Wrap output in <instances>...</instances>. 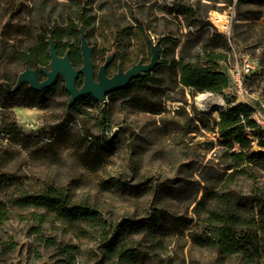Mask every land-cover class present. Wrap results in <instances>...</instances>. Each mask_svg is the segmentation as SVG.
I'll use <instances>...</instances> for the list:
<instances>
[{"label": "rangeland", "instance_id": "obj_1", "mask_svg": "<svg viewBox=\"0 0 264 264\" xmlns=\"http://www.w3.org/2000/svg\"><path fill=\"white\" fill-rule=\"evenodd\" d=\"M174 1L0 0V79L12 83L25 66L37 71L39 65L48 67L47 46L45 49L36 41L39 32L53 37L59 55L68 50L73 66L79 68L80 19L89 23L84 32L94 47L95 70L112 52L124 68L140 57L148 61L144 32L154 42L164 37L176 42V59L188 36L198 40L196 45L215 41L219 48L221 41H227L230 47L221 90L185 88L182 92L181 86L165 90L150 82L145 85L134 81L126 93L107 97L99 107L87 100L71 112L77 122L69 126L68 142L54 148L53 155H42L36 147L46 143L64 122L68 94L62 89L63 79L49 94L45 107H28L23 105L25 99L21 95L1 94L0 129L14 131L0 132V201L15 216L0 224V264H96L98 254L97 240L76 236L58 222L39 223L31 213L40 211L11 206L13 197L46 181L73 188L78 198H88L108 219L147 213L154 192L130 196L117 184L111 185L121 178L131 185L141 182L154 188L164 183L177 188L164 197V203L175 211L190 213L188 199L192 190L184 181L211 180L214 171H224L228 161L229 151L220 144L219 111L245 104L264 113V0H247L242 7L247 18L243 21H235L237 0L232 5L225 0H200L195 8L200 18L210 23L201 31L186 26L182 16L172 11ZM212 14L225 16L226 32L215 25ZM236 22L241 24L234 30ZM123 29L129 30L128 38L123 36ZM3 38L8 39V45L1 42ZM171 43L164 41L160 47L171 50ZM116 62L108 66V76L116 72ZM247 64L252 66L249 71ZM254 72L261 73V77L245 84V77ZM38 75L39 79L44 78L39 71ZM158 77L169 79L165 70L155 76ZM207 93L219 94L223 104L214 109L200 106L198 96ZM101 108L108 112L111 131L119 130L120 136L114 145L94 151L99 163L93 165L84 161L87 142L82 133L100 135L97 115ZM263 133L259 127L244 129L243 134L251 141L249 151L255 155H264V148L257 145ZM35 140L38 142L33 144ZM234 149H238L237 144ZM62 245L77 248L66 258L58 249Z\"/></svg>", "mask_w": 264, "mask_h": 264}, {"label": "trees", "instance_id": "obj_2", "mask_svg": "<svg viewBox=\"0 0 264 264\" xmlns=\"http://www.w3.org/2000/svg\"><path fill=\"white\" fill-rule=\"evenodd\" d=\"M246 1L237 0L235 21L247 19L242 9ZM199 2L200 0H175L172 8L173 12L182 16L186 26L197 27L196 31L210 26L208 21L200 18L195 8ZM224 2L228 5L233 4V0ZM80 20V26L84 30L89 23L84 19ZM237 24L241 23H234V30L240 26ZM128 34L129 30L123 29V36L127 37ZM48 35L50 34L43 32L36 35L37 43L45 49L47 46V50ZM145 36L146 32H144ZM51 38L53 39L52 36ZM1 40L8 45V39ZM164 41L171 43L168 37L159 41V65L143 78L134 81L145 85L150 82L165 90H173L181 86L182 92L185 88L212 92L221 90L226 78L224 70L226 58L230 52L227 41H221L219 48L215 41H206L200 46V44L196 45L198 42L196 38L188 36L180 46L178 59L175 58L176 42H172L171 50H168L160 47ZM6 51L5 46L3 55ZM40 66L43 65L38 67ZM25 68L32 67L25 66ZM164 70L169 79L164 80L160 77L156 79L155 76H159ZM259 77H261L259 72L249 74L245 77L244 83L251 84ZM60 79L53 88L41 92L34 91L24 84L17 91L9 93L4 86L0 85V95L10 97L21 95L25 99L23 105L45 107L49 102V94L59 84ZM0 80L8 81L5 78ZM81 80L79 76L78 86L81 85ZM8 82L13 85L15 81ZM132 82L125 88L110 93L107 97L126 93ZM62 89L64 90V86ZM87 100L100 106V103L90 96L76 101L68 111L65 110L66 115L62 126L55 134L47 138L46 143L36 147L37 152L42 155H53L54 148L65 146L68 142L69 126L77 122L70 113L78 110L81 103ZM252 111V108L245 104H235L219 111L217 124L222 138L220 144L229 151L228 161L223 167L224 171H214L215 177L211 180L184 181L192 190L188 199V205L192 206L190 213L188 210L175 211L164 203V197L177 188L173 189L164 183H159L154 188L152 185L141 182L131 185L121 178L111 185L117 184L122 192L130 196L138 197L151 190L154 192L147 213L129 215L120 220L108 219L102 216L97 206L88 198H78L73 188L46 181L36 189L24 191L13 197L10 201L11 206L18 209L34 208L40 211V213L35 211L31 213L39 223L58 222L76 236L79 234L80 237L95 240V242L97 240L96 264H144L147 262L153 264H264V155L251 153L249 151L251 141L243 134L246 127H258L250 119ZM97 124L100 127V135L92 136L82 133V137L87 142L84 161L93 165L99 163V159L94 158L96 153L94 151L114 145L120 136L119 130L107 136L112 126L105 108L99 109ZM261 130L264 132L263 129ZM13 131L0 129L2 133ZM32 142L36 144L38 141ZM235 144L238 145L237 150L234 149ZM257 145L264 148V137L259 138ZM5 180H7L6 177L2 179L3 182ZM102 182L106 184L107 181ZM5 205L0 201V224L15 216L14 212ZM48 242L54 244V241L48 240ZM76 248L75 245L58 247L66 258H70Z\"/></svg>", "mask_w": 264, "mask_h": 264}, {"label": "water", "instance_id": "obj_3", "mask_svg": "<svg viewBox=\"0 0 264 264\" xmlns=\"http://www.w3.org/2000/svg\"><path fill=\"white\" fill-rule=\"evenodd\" d=\"M78 32L82 62L79 68L73 66L69 59L68 50L63 55L57 53L56 44L51 36L48 35L46 40L50 59L48 67H38V71L42 73L44 78L39 79L36 69L25 68L18 73L13 85L6 80H0V85L4 86L5 90L9 93L17 91L24 84H27L34 91L41 92L50 90L56 85L59 78H62L64 90L68 94V100L66 102V111H68L76 101L88 96L99 103L104 102L110 93L125 88L130 82L136 79L143 78L146 74L152 72L160 63L159 41L154 42L146 33V42L150 51L148 62L143 63L141 57L127 69H123L121 64L118 63L116 72L108 76L106 70L114 60L115 53L112 52L107 55L103 63L95 70V64L92 60L94 47L89 44L82 26L78 27ZM79 76L82 79L80 86L77 85Z\"/></svg>", "mask_w": 264, "mask_h": 264}, {"label": "bare ground", "instance_id": "obj_4", "mask_svg": "<svg viewBox=\"0 0 264 264\" xmlns=\"http://www.w3.org/2000/svg\"><path fill=\"white\" fill-rule=\"evenodd\" d=\"M215 25L219 30L226 32L228 30V22L225 16L220 14H212ZM240 98H243L240 96ZM197 103L202 107L214 109L223 104V99L219 94H201L197 98Z\"/></svg>", "mask_w": 264, "mask_h": 264}, {"label": "built area", "instance_id": "obj_5", "mask_svg": "<svg viewBox=\"0 0 264 264\" xmlns=\"http://www.w3.org/2000/svg\"><path fill=\"white\" fill-rule=\"evenodd\" d=\"M252 66L250 64L246 65V71H249V69ZM239 84L241 85V81L239 82ZM241 118H243V115H241ZM250 118L256 123V125L264 130V113H261L260 111H253V113L250 115ZM112 131L110 130L107 133V136H111L112 135Z\"/></svg>", "mask_w": 264, "mask_h": 264}, {"label": "flooded vegetation", "instance_id": "obj_6", "mask_svg": "<svg viewBox=\"0 0 264 264\" xmlns=\"http://www.w3.org/2000/svg\"><path fill=\"white\" fill-rule=\"evenodd\" d=\"M148 49H149V47H148ZM149 53H150V51H149ZM116 58H117V57H116V53H115V57H114V60H113V61H115V60L117 61V62H116V70H117L118 63H120L121 66H122V63H121V61H120L119 59H116ZM140 58H141V57H140ZM142 59H143V58H142ZM138 60H139V59H138ZM138 60H137V61H138ZM113 61H112V62H113ZM137 61H136V62H137ZM136 62H134V63H136ZM146 62H148V61H144V60H143V63H146ZM132 64H133V63H132ZM132 64H131V65H132ZM131 65H130V66H131ZM107 68H108V67H107ZM122 68H123V69H127L128 67L124 68V67L122 66ZM106 71H107V70H106Z\"/></svg>", "mask_w": 264, "mask_h": 264}]
</instances>
